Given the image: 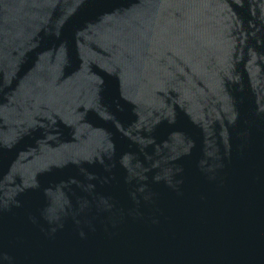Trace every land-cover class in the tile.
<instances>
[{
	"label": "water",
	"instance_id": "95a60500",
	"mask_svg": "<svg viewBox=\"0 0 264 264\" xmlns=\"http://www.w3.org/2000/svg\"><path fill=\"white\" fill-rule=\"evenodd\" d=\"M0 264H264V0H0Z\"/></svg>",
	"mask_w": 264,
	"mask_h": 264
}]
</instances>
